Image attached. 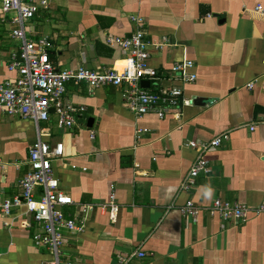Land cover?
I'll return each mask as SVG.
<instances>
[{"label": "crops", "instance_id": "1", "mask_svg": "<svg viewBox=\"0 0 264 264\" xmlns=\"http://www.w3.org/2000/svg\"><path fill=\"white\" fill-rule=\"evenodd\" d=\"M49 3L25 23L26 38L52 43L49 59L56 70L124 67L129 53L107 40L129 37L135 30L130 17L137 16L144 20L146 40L168 39L162 50L149 48L148 64L160 79L145 89L176 86L186 98L202 99L180 115L139 118L123 103L125 85L90 91L84 83L66 84L65 100L84 106V119L62 130L52 112L39 123L41 139L63 145L64 156L52 169L59 190L73 201L64 214L80 219L81 204L95 208L85 216L83 232L63 231L61 264H117L120 255L137 250L146 256L132 264H264V215L234 224L205 210L216 199L264 202V15L254 10L264 0ZM11 18L0 17V82L17 77L7 70L20 44L11 37ZM182 59L193 61L197 76L187 85L168 80L172 64ZM223 133L229 139L205 155L211 173L181 191L196 157L186 144ZM36 136L32 121L0 113V199L19 195ZM111 192L119 206L115 222L104 207ZM188 200L201 208L196 221L179 211ZM35 230L23 207L10 217L0 215V264H46L51 257L34 246Z\"/></svg>", "mask_w": 264, "mask_h": 264}, {"label": "built area", "instance_id": "2", "mask_svg": "<svg viewBox=\"0 0 264 264\" xmlns=\"http://www.w3.org/2000/svg\"><path fill=\"white\" fill-rule=\"evenodd\" d=\"M49 5V0H0V17L8 14L12 16L11 37L20 43L17 52L11 54L7 65V70L15 73L17 77L0 82V113L32 121L37 135L35 143L28 149L29 169L19 182L20 193L12 199H0V215L10 217L15 208L23 207L36 226L32 234L34 246L44 248L49 253L51 258L46 264H61L63 231L83 232L85 216L95 208L91 204H81L80 219L64 214V207L72 205L73 201L69 195L59 190L52 169V162L64 156L63 145L62 143L50 145L41 139L43 135L39 123L47 122L52 112L56 115L57 127L62 130H71L78 120L84 119L85 107L65 100L66 84L72 81L84 83L90 91L104 85L115 87L125 85L123 103L130 113L139 118L147 114H154L158 119H163L167 115H180L183 108L193 105L194 100L186 98L182 89L176 86L161 87L157 91L140 86L141 81L155 82L160 79L157 71L148 64L149 48L162 50L168 45V39L163 37L158 42L146 40L144 20L137 16L130 17L135 30L129 37H109L107 40L108 44L117 45L129 53L124 67L109 68L102 72L82 66L76 69L56 70L49 59L52 43L46 37L36 41L26 38L25 23L40 9H48ZM254 10L264 15V6L257 5ZM193 67V61L188 59L174 62L168 80H177L182 85L193 83L197 78L196 74L191 72ZM251 87L252 84H249V88ZM136 132L138 135L143 131L139 129ZM91 137L93 138L92 135ZM228 139V134L223 133L206 142L190 141L186 144L195 150L196 157L181 182V191H190L199 176L206 177L211 173L205 155L220 147ZM38 188L41 189V193L36 196ZM104 207L108 209L110 221L115 222L119 206L115 203L113 192ZM205 210L210 216H218L225 223L243 224L251 216L264 215V202L257 206H249L236 201L216 199ZM179 211L183 216L196 221L201 208L192 200H188L179 207ZM21 225L30 226L26 221H22ZM145 256V252L137 250L120 255L117 264H132L134 259H142Z\"/></svg>", "mask_w": 264, "mask_h": 264}, {"label": "water", "instance_id": "3", "mask_svg": "<svg viewBox=\"0 0 264 264\" xmlns=\"http://www.w3.org/2000/svg\"><path fill=\"white\" fill-rule=\"evenodd\" d=\"M141 85H142V87L143 88H148V81H141ZM193 104L194 105H201L202 104V99H195L194 101H193Z\"/></svg>", "mask_w": 264, "mask_h": 264}]
</instances>
